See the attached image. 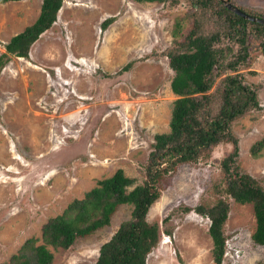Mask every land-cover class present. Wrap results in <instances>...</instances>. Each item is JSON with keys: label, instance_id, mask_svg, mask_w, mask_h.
Masks as SVG:
<instances>
[{"label": "rangeland", "instance_id": "obj_1", "mask_svg": "<svg viewBox=\"0 0 264 264\" xmlns=\"http://www.w3.org/2000/svg\"><path fill=\"white\" fill-rule=\"evenodd\" d=\"M228 1L264 16V0ZM42 2L0 3V55L14 36L35 23ZM191 12L184 1L170 7L133 0H63L57 21L32 45L29 58L12 57L3 67L0 263L30 237H40L48 219L99 181L122 170L135 185L142 183L154 136L169 131L177 99L171 90L175 72L166 55L174 46L173 25ZM107 19L113 21L104 27ZM253 52L239 69L256 90L258 107L232 129L239 140L240 167L264 187V149L258 155L251 150L264 139V57ZM129 63L132 68L121 72ZM230 149L219 146L212 162ZM221 173L210 163L183 164L165 181L147 216L160 231L147 264H214L209 219L185 209L216 203L223 193ZM230 206L222 264H264V246L252 239L253 206L235 201ZM131 213V206H119L109 225L55 252L53 264H95L102 245Z\"/></svg>", "mask_w": 264, "mask_h": 264}, {"label": "trees", "instance_id": "obj_2", "mask_svg": "<svg viewBox=\"0 0 264 264\" xmlns=\"http://www.w3.org/2000/svg\"><path fill=\"white\" fill-rule=\"evenodd\" d=\"M8 1L20 0H0V3ZM133 1L158 2L170 7L184 1L192 6L191 13L175 20L174 46L166 54L175 72L171 90L177 98L173 102L169 131L154 136L141 184L135 185V180L122 170L99 181L83 198L74 199L60 215L48 219L41 227L40 237L27 239L8 261L0 264H53L55 252L68 250L78 238L109 225L121 205L131 206V217L102 245L95 264H147L149 253L160 240V231L148 222L149 209L160 198L165 181L183 164L210 163L222 171L223 193L216 203L211 206L200 203L185 209L209 219L214 264H222L224 259V227L232 201L253 206L256 229L252 239L264 246V187L240 167L239 140L232 129L237 119L258 107L257 92L239 68L254 50L264 57V25L232 13L219 0ZM62 3L63 0H43L35 23L5 45L6 51L0 55V73L12 57L29 58L32 45L57 21ZM238 8L264 18L257 12ZM112 21L107 19L103 26ZM131 68L129 63L121 72ZM214 85H217L215 92ZM226 144L231 149L212 162L214 151ZM263 149L264 139L251 148L254 155ZM164 234L172 236L169 230Z\"/></svg>", "mask_w": 264, "mask_h": 264}, {"label": "water", "instance_id": "obj_3", "mask_svg": "<svg viewBox=\"0 0 264 264\" xmlns=\"http://www.w3.org/2000/svg\"><path fill=\"white\" fill-rule=\"evenodd\" d=\"M221 3L232 13L240 16L241 18L264 25V18L256 17L241 11L238 7L232 5L228 0H220Z\"/></svg>", "mask_w": 264, "mask_h": 264}]
</instances>
